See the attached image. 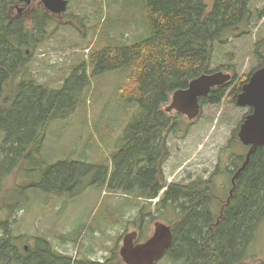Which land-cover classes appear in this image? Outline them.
<instances>
[{
    "label": "trees",
    "instance_id": "1",
    "mask_svg": "<svg viewBox=\"0 0 264 264\" xmlns=\"http://www.w3.org/2000/svg\"><path fill=\"white\" fill-rule=\"evenodd\" d=\"M24 2L0 0V215H7L0 218V264H125L118 253L104 262L76 260L42 236L26 247L27 236L12 225L11 216L22 207L14 203V196L24 197L27 191L74 196L90 187L136 194L145 201L160 198L155 208L160 217L174 210L178 220L168 224L174 239L164 256L173 264H251L255 259L250 260L248 252L264 219V146L236 179L230 203L228 195L218 210L213 178L167 185L162 167L171 155L168 138L178 118L164 107L195 78L219 72L212 69L216 43H224L231 32L236 38L247 35L245 24L249 28L254 19H264V10L255 16L253 0H147L150 36L132 45L105 36V44L91 54L90 61L54 89L29 71L27 51L48 40L50 27L57 21L43 8L34 9L30 19L14 17L16 7ZM255 57L257 69L264 67V37L255 44ZM117 70L130 74L128 88L118 90L124 111L133 106L138 111L110 161L47 163L42 152L50 127L76 113L92 78ZM256 70L239 82L235 75L229 84L214 88L202 98V107L221 104L229 86L239 83L233 91L237 104L241 88ZM245 157H231V175ZM14 176L23 181L7 190ZM8 199L13 202L7 204ZM145 209L140 211L142 222L147 217L152 223L160 221L154 213L145 214ZM256 263L264 264V259Z\"/></svg>",
    "mask_w": 264,
    "mask_h": 264
},
{
    "label": "rangeland",
    "instance_id": "2",
    "mask_svg": "<svg viewBox=\"0 0 264 264\" xmlns=\"http://www.w3.org/2000/svg\"><path fill=\"white\" fill-rule=\"evenodd\" d=\"M146 1L70 0L66 15L67 21L72 23L54 22L50 27L51 37L35 49H28L29 71L42 84L58 89L66 77L102 48L105 36L118 39L122 45L147 38L151 28ZM251 9L256 16L264 10V0H253ZM13 16L17 18L19 13L14 11ZM243 29L247 35L236 38L231 32L223 39L224 43H216L212 63L213 70L236 75L237 82L259 67L255 44L264 37V19H254L249 28L245 24ZM224 67L233 69L229 71ZM88 71L91 73V68ZM129 75L128 71L117 70L91 79L85 101L76 113L50 127L42 152L47 163L65 159L91 163L110 161L117 141L138 111L133 106L125 112L118 98V90L128 88ZM238 84L229 86L221 104L202 107L199 118L194 121L177 112L169 113L178 118V123L168 138L170 158L162 167L167 185L213 178L218 210L232 186L229 161L234 155H246L248 150L238 139L240 125L249 114V109L233 102V91ZM22 181L21 176L11 177L6 189ZM14 200L22 207L10 220L18 234L27 236L24 246L32 245L34 237L42 236L51 241L57 251L76 260L104 262L115 253L120 256L124 238L135 231L138 237L140 233L143 235L142 242H145L153 235L155 222L152 223L150 217L142 222L139 217L143 206L145 214L151 212L160 217L155 211L160 198L145 201L136 194L125 195L106 188L90 187L74 196L27 191L24 197L14 196ZM11 202L6 200L7 204ZM166 213L159 222L168 225L178 220L174 210ZM0 218L6 219L7 215ZM248 255L250 260L255 259L251 264L264 259V219ZM156 264L173 263L164 257Z\"/></svg>",
    "mask_w": 264,
    "mask_h": 264
},
{
    "label": "water",
    "instance_id": "3",
    "mask_svg": "<svg viewBox=\"0 0 264 264\" xmlns=\"http://www.w3.org/2000/svg\"><path fill=\"white\" fill-rule=\"evenodd\" d=\"M24 1L25 4L17 6L16 9H18L19 17L24 15L30 19L31 10L28 7L35 0ZM39 3L48 13L56 15L60 20L63 19L69 6V0H39ZM27 53L29 54V51ZM232 79L233 76L225 72L203 74L192 80L186 89L178 90L173 94L170 104L166 107V112L171 114L177 112L186 116L190 121H194L199 118L202 112V98L209 97L214 88L222 87L232 82ZM236 103L240 108L252 110L242 121L238 132L240 142L249 150L245 161L232 179L233 187L227 204L233 197L236 179L249 165L251 157L258 148L264 146V67L257 69L249 81L243 85ZM154 227L153 235L139 244H135L138 232L126 235L120 250V256L125 264H156L165 256L173 243V232L170 226L159 221L155 223Z\"/></svg>",
    "mask_w": 264,
    "mask_h": 264
},
{
    "label": "flooded vegetation",
    "instance_id": "4",
    "mask_svg": "<svg viewBox=\"0 0 264 264\" xmlns=\"http://www.w3.org/2000/svg\"><path fill=\"white\" fill-rule=\"evenodd\" d=\"M69 3H70V0H69ZM24 4H25V2L22 3L21 6L24 5ZM68 7H69V6H68ZM28 8H30V10H31V12H32V11H33L34 9H36V8H43V5H41L38 1L35 0V1H32L30 7H28ZM28 8H27V9H28ZM43 9H44V8H43ZM24 13H25V11L23 12V14H24ZM50 15L53 17V19H55L56 21H58V23H66V22L72 23L70 20L67 21V19L65 18L66 13L64 14L62 20H60L56 15H53V14H50ZM232 76H233V75H232ZM247 109H249V112H248V113H250L251 109H250V108H247ZM234 175H235V173L232 175L231 183H232V179H233ZM232 187H233V185L231 186V189H232ZM231 189L229 190V195H230V191H231ZM138 238H139V237H138ZM139 243H142V242H139L138 239H137V240L135 241V244H139Z\"/></svg>",
    "mask_w": 264,
    "mask_h": 264
},
{
    "label": "bare ground",
    "instance_id": "5",
    "mask_svg": "<svg viewBox=\"0 0 264 264\" xmlns=\"http://www.w3.org/2000/svg\"><path fill=\"white\" fill-rule=\"evenodd\" d=\"M219 72H221V71H219ZM200 77V76H199ZM198 78V77H197ZM196 79V78H195ZM250 79V78H249ZM229 84V83H228ZM242 89V88H241ZM242 91V90H241ZM239 139V138H238ZM248 152V151H247ZM244 161H245V159H244ZM243 164V163H242Z\"/></svg>",
    "mask_w": 264,
    "mask_h": 264
}]
</instances>
